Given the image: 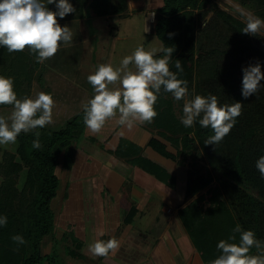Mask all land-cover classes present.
<instances>
[{
	"label": "trees",
	"instance_id": "trees-1",
	"mask_svg": "<svg viewBox=\"0 0 264 264\" xmlns=\"http://www.w3.org/2000/svg\"><path fill=\"white\" fill-rule=\"evenodd\" d=\"M68 1L73 7L78 5L79 16L82 17L90 7L95 10L97 16L120 14L128 8L127 0ZM252 1L256 10L260 9L264 16V0ZM201 3V0H164L157 10L155 34L161 39L163 47L174 48L170 70L177 72L175 60L179 59L183 72L178 74V78L188 81L189 91L197 72L199 85L207 96L215 95L220 105L241 102L242 114L236 118L235 126L222 142L215 146L205 145L204 141L214 134L212 129L200 127L198 121L195 123L199 125L198 128H185L174 115L172 102L168 98L171 93H164L162 90L155 105L157 117L152 123L144 124L153 134L147 146L162 156L183 165L182 160L177 159L178 155L182 154L180 152L191 151L196 143H200L217 169L216 179L212 175L188 177V198L205 188L208 189L206 195L199 194L179 211L181 221L199 255L205 264H210V261L221 254L217 249L219 241L228 240L237 224L242 230L254 231L256 238L264 242V179H261L255 166L259 157L264 155V80L260 82L262 87L256 94L247 99L241 94L244 67L259 62L261 71L264 72V38L257 36V44L251 42L252 35L241 32L246 26L245 22L218 9L211 22L203 28V33L209 35L217 45H224L222 50L218 46L208 49L206 42L198 40L194 17V10ZM50 6L52 11H56L55 4L47 5L48 8ZM169 33L174 35L170 37ZM228 46L231 48L228 49ZM5 50L7 49L0 46V57L5 54ZM163 56V52L156 54V58ZM30 57L34 70H37L34 79L43 87L45 93L51 94L44 70H38L41 63L36 62L35 54L31 53L29 59ZM53 99V113L64 115L67 106L62 101L54 97ZM83 115L82 109L59 129L50 130L46 125L18 135V153L8 154L11 161L0 168V173L5 175L0 183V216H6L8 221L6 226H0V264H41L45 261L51 264H65L57 250L61 240L70 241V244L65 245L67 255L83 258L84 242L76 236L70 226L63 230L58 239L56 211L52 206V201L61 188V177L57 168L62 164L63 168L72 169L77 148L74 142L84 136L93 141L97 140L85 126ZM154 129L158 133H154ZM35 131L41 134L40 150L32 148V142L36 139ZM156 135L169 142L176 152H171L167 144ZM144 151L142 146L123 136L119 138L115 149H108L116 158L139 166L175 189L176 175L149 158ZM25 169V185L18 189L17 178ZM202 201H208L209 205L205 207ZM137 210L135 207L128 214V223L133 220ZM13 235H21L26 243L13 242ZM235 235L236 241H229L230 243L239 242V234ZM47 237L54 240L52 256L50 252L43 253L42 243ZM256 252L255 248L250 250V254L255 255Z\"/></svg>",
	"mask_w": 264,
	"mask_h": 264
},
{
	"label": "clouds",
	"instance_id": "clouds-1",
	"mask_svg": "<svg viewBox=\"0 0 264 264\" xmlns=\"http://www.w3.org/2000/svg\"><path fill=\"white\" fill-rule=\"evenodd\" d=\"M49 4H55L56 11L50 10ZM74 11L68 0H0V46L9 53L22 52L27 48L35 54L37 63H43L55 56L61 43H71L73 33L67 25L61 27L57 17L63 19ZM237 11L245 19L243 34L256 36L264 30V20L251 13ZM172 35L169 33L170 37ZM157 52H163L164 56L156 58ZM173 52V47L146 50L138 46L131 55L122 59L119 67L110 63L100 64L87 77L94 90L93 97L82 104L83 122L87 129L91 133H99L105 123L116 118L117 114V123L128 129L137 123H152L158 115L155 105L163 90L171 93L176 101H184L180 119L185 128L193 127L198 121L200 127H210L214 133L204 141L205 145L215 146L222 142L235 126L236 118L242 114L243 104L220 105L212 94L195 95L189 99L188 81L178 78V74L183 72L181 61L175 60L177 72L170 70ZM130 65H134L135 70ZM242 71L241 94L247 99L262 87L260 82L264 80V72L259 62L249 64ZM0 105L14 106L10 117L0 116V145H7L16 143L21 132L28 133L51 123L55 102L50 93L43 91L35 98L25 96L18 99L13 78L0 75ZM40 135L35 131L33 149H42ZM255 166L264 179V155L259 157ZM7 222L6 216H0V226H6ZM232 233L228 240L219 241L217 249L221 254L210 264H264V242L256 238L254 231L242 230L237 224ZM236 233L239 234V242L230 243L236 241ZM103 234L102 231L99 233ZM11 239L17 244L26 243L21 235H13ZM253 248L257 250L255 255L250 254ZM118 249L116 238L107 241L96 239L87 245L88 252L96 257H106Z\"/></svg>",
	"mask_w": 264,
	"mask_h": 264
},
{
	"label": "rangeland",
	"instance_id": "rangeland-1",
	"mask_svg": "<svg viewBox=\"0 0 264 264\" xmlns=\"http://www.w3.org/2000/svg\"><path fill=\"white\" fill-rule=\"evenodd\" d=\"M127 1L128 8L120 14L97 16L95 10L90 7L88 11L85 12V16L82 17L79 16L80 10L76 3L77 6L74 7L75 11L73 13L68 14V16H65L63 19L57 17V21L61 27L67 25L70 28L71 32L73 33V37L71 43L67 45L61 43V46L55 56L41 63L40 68L38 69L39 71L44 70L43 72L45 73L46 81L49 84V89L53 97L62 101L67 106V110L64 115H56L52 113V122L47 124L50 130L64 127L68 119L83 109L82 104L86 103L92 94H94L93 87L88 83L87 77L90 74H93L100 64L110 63L113 65V67H119L122 59L125 56L131 55L138 46H143L146 50H150L152 48L159 49L163 47L161 39L155 34V18H151L152 15L150 14V11L151 9L152 11L158 10L160 7L159 5H162L164 0H146L144 6L142 7L130 5L129 0ZM201 1V5L194 10V17L198 30V40L199 42H206L208 49L218 46L220 47L219 49L222 50V46L224 45H217L209 35L203 33V28L211 22V19H213L215 16L216 10L220 9L226 11L227 13L244 22V17L239 14L237 9L244 12L245 14L251 13L264 20L263 14L261 13L260 9L256 10L252 0ZM49 9L52 10V7L50 6ZM145 28L147 31H145ZM257 36L264 38V30H261V32L256 36H252L251 42L257 44ZM257 46L259 47V45ZM230 48L231 47L228 46V49ZM5 51V54L0 57V75L13 78L14 91L17 93V98L22 99L25 96L35 98L39 92H44L43 87H40V85L34 79L37 70L36 68L34 70L31 57L29 59V55L31 56L30 50L26 48L22 52L13 53H9L8 50ZM129 67L132 70H135L134 65H130ZM199 81L200 79L198 73L196 72L195 81L192 85L191 91H189V99L193 98L195 95L207 96V94L200 87ZM168 98L172 102V108L175 117L181 121L180 118L183 115L184 101H176L171 94L168 95ZM13 110L14 106L12 105H0V116H4L7 119L10 117ZM111 120L113 121V119ZM198 126L199 125L194 124L193 129L198 128ZM89 133L91 132L89 131ZM154 133H158V131L154 129ZM92 134L96 135L95 133ZM126 134V132L119 135L116 134V137L113 138V141H116L119 136H126ZM97 137L101 139L100 135H97ZM97 144L99 147L103 145L101 144L100 140L98 141L97 139L96 141H93L90 137L85 136L74 142V145L80 150L82 149L86 152L88 151L87 153H92L96 155V157H107L108 155L105 154L104 151H101ZM105 146L108 147L109 145ZM18 148V140L14 144L10 143L7 145H0V168L6 166V164H9L11 159L9 160L8 154L18 153ZM96 148L99 151L97 150L96 152H92L91 149L95 150ZM172 149L176 152L174 147H172ZM180 153L182 154L178 155L177 159L182 160L184 163L182 165L183 167H180L181 170L183 169L184 178L190 175L191 177H196L199 175H212L215 176L216 179L217 169L209 156L202 149V145L200 143H196L191 151H184ZM57 169V172L62 179L61 188L58 191V195L53 199L52 206L56 211V235L58 239H60L63 234V230H66L64 227L66 226L67 222L64 218L65 216L63 217V215H61V212H63L61 211L64 204L63 201L65 200L64 195H66V184L68 180L73 182L76 179L75 177L77 176V173L75 170L72 172L71 170L69 171L63 168L62 164L59 165ZM26 172L27 170L25 169L19 173V177L16 181V187H18V189H22L25 185L27 178ZM141 173L142 175L149 177L151 181H154L153 183L155 185H158V191L162 192V196H166V193H172L173 195H177L179 199L182 198V203L194 200L197 196H199V194L206 195V191L208 189L205 188L201 192L188 199V197H184L186 181L181 175H179V185L176 190H174L165 184L160 183L149 174L143 171H141ZM13 176L17 177L16 174H13ZM113 176L111 177L110 175L111 178H113ZM4 178L5 175L3 172H1L0 183L4 180ZM6 194L9 193L6 192ZM15 203H17V200L14 201V205ZM86 203V205H90V201H86ZM202 204L207 207L209 202L202 201ZM155 208V211H150L145 214V225H150L155 229H159L161 232L164 229L165 237L171 239L179 237L183 243H187V241H189L188 234L182 226H179V224L174 226L175 230L164 228L166 227L165 225L167 223V210L165 209V205L159 201ZM172 208L173 207H171L170 210H172ZM156 216L160 217L158 224L155 220ZM68 244H70V241L66 242L61 240V244L58 245L57 250L59 251L60 259L61 257H63V259L66 258L67 254L65 252V245ZM53 245V238H45L42 243L43 253L50 252L51 256L54 255L51 252L54 248ZM255 254H257V252ZM183 259H185V257H183ZM46 263L47 262L45 261L41 264Z\"/></svg>",
	"mask_w": 264,
	"mask_h": 264
},
{
	"label": "crops",
	"instance_id": "crops-1",
	"mask_svg": "<svg viewBox=\"0 0 264 264\" xmlns=\"http://www.w3.org/2000/svg\"><path fill=\"white\" fill-rule=\"evenodd\" d=\"M145 1L129 0L130 5L138 7L144 6ZM157 13V10L152 11L151 9L150 11L151 18H155L154 23L157 20ZM117 119L118 115L113 118V121L108 120L102 130L94 135L95 137L101 136V139L98 137L97 139L103 145L99 147L97 144V146L108 155L107 157H96L92 153H87L88 151L76 148L74 164L70 170L72 172L75 170L77 176L73 182L68 180L66 184L68 188L65 189L66 195H64L61 215L65 216L67 221L64 229L70 226L76 236L84 242L82 249L84 256L78 258L66 255L65 264H205L188 233L189 241L183 243L179 237H175V239L165 237L164 229L161 232L144 223L145 214L155 211V207L160 201L167 210V223L164 228L175 230L174 226L179 224L186 231L179 211L191 201L182 203V198L179 199L172 193L162 196V192L158 191V185H155L149 177L142 175L141 171L159 181L155 176L139 166L130 164L125 159L116 158L108 152V149H115L117 146L121 136L113 141L116 134L126 132V136L123 137L142 146L149 158L167 167L176 175V188L179 185V175H181L186 181L187 189L189 176L184 178L183 169L180 168L182 165L177 161L166 158L152 147L147 146L153 134L145 124L137 123L132 129H128L126 126L119 125ZM156 136L167 144L171 152L175 153L169 142L158 135ZM91 150L96 152L98 149ZM110 175L111 177L114 175L113 178ZM186 189L184 197H187ZM86 201H90L89 206L86 205ZM135 207L138 210L135 212L133 220L128 223L126 217ZM171 207H173L172 210H170ZM159 219V216L155 217L157 224ZM101 231L104 233L103 235H99ZM111 238H116L119 241V249L115 253L110 252L106 257H96L88 252L87 245L89 243L96 239L107 241ZM46 262V264H51L49 261Z\"/></svg>",
	"mask_w": 264,
	"mask_h": 264
},
{
	"label": "water",
	"instance_id": "water-1",
	"mask_svg": "<svg viewBox=\"0 0 264 264\" xmlns=\"http://www.w3.org/2000/svg\"><path fill=\"white\" fill-rule=\"evenodd\" d=\"M183 55V54H182ZM186 57H188V55H185Z\"/></svg>",
	"mask_w": 264,
	"mask_h": 264
}]
</instances>
